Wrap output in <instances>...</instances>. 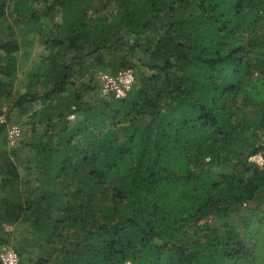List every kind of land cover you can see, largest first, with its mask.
I'll return each mask as SVG.
<instances>
[{"label":"trees","instance_id":"16d2710c","mask_svg":"<svg viewBox=\"0 0 264 264\" xmlns=\"http://www.w3.org/2000/svg\"><path fill=\"white\" fill-rule=\"evenodd\" d=\"M97 1L115 12L91 13ZM55 12L62 22L43 38L49 54L17 95L20 46L3 24L42 34ZM114 47L149 61L118 59ZM108 65L148 73L127 98H102L80 79ZM257 79L264 87V0H0V252L6 227L22 223L45 245L32 263L17 250L19 264L252 261L242 213L262 215L263 229L264 166L250 162L264 160ZM39 84L44 94L32 91ZM38 102L25 180L4 148L7 127L13 111Z\"/></svg>","mask_w":264,"mask_h":264},{"label":"rangeland","instance_id":"374dc122","mask_svg":"<svg viewBox=\"0 0 264 264\" xmlns=\"http://www.w3.org/2000/svg\"><path fill=\"white\" fill-rule=\"evenodd\" d=\"M102 5H100V1L95 2L93 5V8L91 9V13L95 12L97 9L100 11L101 15H110L115 12V5L112 3V6L107 8L106 10H100ZM62 18L60 12H55L51 18L48 20H44L42 22V25L45 26V32L42 34H37L35 32L28 33L27 28L25 25H17L15 24L14 20L12 18H9L6 23L3 24L2 30H4V33L2 34L10 35V33L13 34V37L10 39L16 41L19 46L20 50L15 55L18 58V70L16 74V78L14 79V92L17 95H22L27 92L28 82H29V76L38 68L41 67L43 64V61L45 57L48 56L49 51L44 45V39L47 37L48 33L54 32L56 25L61 24ZM56 33V32H55ZM53 33V34H55ZM41 35V36H40ZM4 39L5 37L1 35ZM8 39V40H10ZM128 39V43L131 46H134L137 44L139 39L130 38L129 36H126V40ZM143 39V38H142ZM141 39V40H142ZM141 44V43H138ZM119 46V45H118ZM114 49L117 51L113 53L114 57H117L118 59H122V57L126 56L127 58L133 59V62L139 66V58L142 57L143 60L149 61V58L147 56H143L141 49H136L138 51L136 57H132L131 54L127 53V50L125 47L120 48V50H117V48L114 47ZM113 52V51H112ZM111 59H113L110 56H106L105 61L108 64ZM69 55L66 56L65 59H63L64 62H68ZM91 60V59H90ZM89 58L85 60V66L90 65ZM79 68V67H77ZM131 69V68H130ZM121 70H124V68H121ZM134 71L135 74V85L137 83L141 82V73H148L144 67L141 69H131ZM81 74L85 73L84 69H77ZM119 72V71H118ZM80 74V75H81ZM111 75L112 67L110 65L107 66H96L90 68L89 72L84 75L83 78L80 80L84 81L85 83L90 84L91 86H96L98 95L102 98H110L106 97L103 93V77L105 75ZM81 77V76H79ZM260 79V78H259ZM257 79L253 84L252 87L255 89L254 91H251L254 96L257 98H263L264 97V87L260 85L259 83L262 80ZM43 83V80L41 81V84ZM35 93L44 94L46 89L42 87L40 84L32 89ZM90 97H94L91 95ZM88 96L86 99H90ZM42 104L40 102L33 103L27 105L22 110H15L11 114V121L8 123L7 127V140L5 142L4 148H6L10 153H12V158L15 163V165L18 167L19 173L21 177L25 180H29L31 178V175L33 174L35 170L34 165V158L33 154L29 149L26 147V144L29 142L32 136V120L31 115L36 113V111L40 110L42 108ZM8 108L7 106L4 109V112H7ZM4 124L6 123V114L3 116ZM72 125L78 122L79 119L77 118H70ZM80 121V120H79ZM2 125V124H1ZM18 126L21 130L20 137L16 141L14 146H11L8 142V133L11 127ZM38 130L40 133L44 131L43 127H39ZM16 156H14V153ZM261 156V155H259ZM250 162L257 165V162L251 161ZM258 166V165H257ZM254 210L245 208V210L242 213V219H246L248 222H250V228H253L252 231L248 230L251 233L250 237L253 239L249 241V247L252 250L254 259L250 262H245L242 264H264V227L261 228L260 220L262 215L253 216ZM252 215L251 217H249ZM263 217V216H262ZM240 218V215H235V224L238 226V221L242 220ZM209 223L213 225L214 227H219L220 222L215 218H209ZM241 226V225H240ZM255 228V229H254ZM4 237L8 241V246H5L4 248H9L12 250H24V258H26L30 263L34 262L36 258L41 254V247L45 245V241L43 238L40 239L32 229H30L27 226H24L22 223L11 225L6 227V234ZM3 248V249H4Z\"/></svg>","mask_w":264,"mask_h":264},{"label":"built area","instance_id":"2783aa9c","mask_svg":"<svg viewBox=\"0 0 264 264\" xmlns=\"http://www.w3.org/2000/svg\"><path fill=\"white\" fill-rule=\"evenodd\" d=\"M103 93L106 97H113L116 100H123L128 97L132 92L135 85V74L131 69H124L118 73L105 75L103 77ZM74 119V117H71ZM4 124L3 117L0 118V125ZM21 130L18 126L10 128L8 133V142L11 146H14L18 138L20 137ZM251 161L257 162L260 167L264 166V160L262 156H256L251 158ZM1 264H19L20 257L15 250L4 248L0 252Z\"/></svg>","mask_w":264,"mask_h":264}]
</instances>
